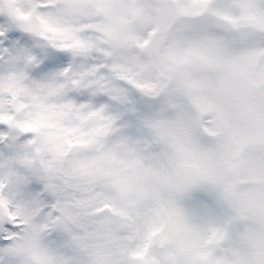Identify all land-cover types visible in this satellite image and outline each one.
I'll use <instances>...</instances> for the list:
<instances>
[{
	"label": "snow or ice",
	"instance_id": "6c2138e0",
	"mask_svg": "<svg viewBox=\"0 0 264 264\" xmlns=\"http://www.w3.org/2000/svg\"><path fill=\"white\" fill-rule=\"evenodd\" d=\"M0 264H264V0H0Z\"/></svg>",
	"mask_w": 264,
	"mask_h": 264
}]
</instances>
